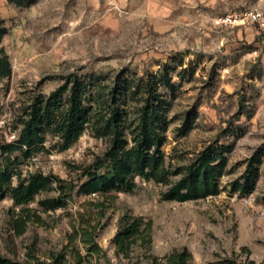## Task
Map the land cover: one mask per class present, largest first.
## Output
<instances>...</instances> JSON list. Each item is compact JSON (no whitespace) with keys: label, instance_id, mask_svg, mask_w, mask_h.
<instances>
[{"label":"rangeland","instance_id":"1","mask_svg":"<svg viewBox=\"0 0 264 264\" xmlns=\"http://www.w3.org/2000/svg\"><path fill=\"white\" fill-rule=\"evenodd\" d=\"M257 1L0 0V53L6 60L0 68V144L16 139L37 96L66 80L78 91L87 87L93 107L85 132L70 148L60 151L57 136L48 135L50 152L22 159L23 177L42 172L74 188L57 209L40 204L60 194L56 182L24 205L43 222L28 221L22 234L14 222L21 207L9 196L0 200V256L23 264L58 253L80 214L96 213L93 203L103 202L98 241L104 253L91 256V264H151L141 249L132 260L116 252L111 240L125 213L153 219L156 256L187 247L195 264H264V33L239 35L212 23ZM151 85H162L168 163L185 167L211 142L229 147L217 195L166 200L169 184L142 178L133 192L104 195L82 175L111 145L107 120L122 110L130 132ZM187 123L192 126L184 133ZM249 168L258 171L254 191L234 192Z\"/></svg>","mask_w":264,"mask_h":264},{"label":"trees","instance_id":"2","mask_svg":"<svg viewBox=\"0 0 264 264\" xmlns=\"http://www.w3.org/2000/svg\"><path fill=\"white\" fill-rule=\"evenodd\" d=\"M5 61L0 53V68ZM164 81V86H169L168 80ZM161 86H147L146 97L137 106L136 122L131 125L130 132L124 125L122 110H116L107 120L106 127L112 132L111 145L96 164L86 167L82 173L93 180L95 191L104 195L113 191L133 192L138 185L137 178H142L169 184L164 193L166 200H199L220 192L221 178L229 162V147L225 144L209 143L185 167H175L172 162H167L162 149L167 121ZM92 108L87 87L78 91L66 80L49 94L37 96L26 112L24 127L16 139L0 144V200L9 196L16 206L21 207L14 221L18 234L25 232L30 220L43 222L39 214H32L24 205L33 202L38 194L56 182L62 189L60 194L43 199L40 204L45 210L57 209L67 203L74 188L64 179L42 172L23 177L22 159L50 152L46 145L48 135L57 136L60 151L70 148L85 132ZM194 120L195 115L188 117V123L193 124ZM190 124L182 129L184 133L190 130ZM15 177L18 178L16 184ZM173 177L177 179L172 181ZM257 178L258 171L249 168L242 177L243 182L236 181L232 190L249 195L255 189ZM93 206L96 213L80 214L78 223L67 235L66 245L58 253H51L47 258L33 256L23 264H91V256L104 253L98 235L104 227L102 219L107 210L103 202L93 203ZM111 241L116 252L130 260L141 249V255L151 264H195L194 255L187 247L173 249L161 257L154 255L153 219L143 215L123 214ZM252 263L256 264L255 261ZM0 264L20 263L0 256ZM207 264L222 263L210 261Z\"/></svg>","mask_w":264,"mask_h":264},{"label":"built area","instance_id":"3","mask_svg":"<svg viewBox=\"0 0 264 264\" xmlns=\"http://www.w3.org/2000/svg\"><path fill=\"white\" fill-rule=\"evenodd\" d=\"M212 23L216 28L229 30L241 26H256L264 33V8L246 5L234 12L215 17Z\"/></svg>","mask_w":264,"mask_h":264},{"label":"crops","instance_id":"4","mask_svg":"<svg viewBox=\"0 0 264 264\" xmlns=\"http://www.w3.org/2000/svg\"><path fill=\"white\" fill-rule=\"evenodd\" d=\"M256 6L259 5L260 7L264 8V0H258L256 3ZM250 6H253V5H250ZM254 29H257L256 26H241V27H238V28H235V29H231L232 32H237V34H244V33H250V31H252L253 33L255 32ZM230 31V30H228Z\"/></svg>","mask_w":264,"mask_h":264}]
</instances>
